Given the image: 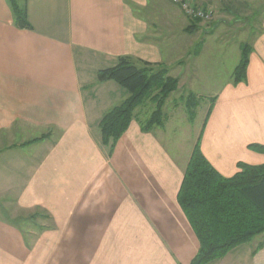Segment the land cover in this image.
Segmentation results:
<instances>
[{"label":"crops","instance_id":"obj_1","mask_svg":"<svg viewBox=\"0 0 264 264\" xmlns=\"http://www.w3.org/2000/svg\"><path fill=\"white\" fill-rule=\"evenodd\" d=\"M192 1L213 14L230 2ZM25 3L31 29L15 26L9 0H0V264H189L199 241L177 192L197 138L186 147L184 126L169 114L143 130L146 101L109 150L98 122L127 91L96 73L128 56L171 75L191 47L202 75L213 57L228 59L196 137L231 176L238 162H264L249 147L264 145V16L246 77L233 83L241 44L237 54L229 39L201 36L202 20L171 0ZM263 236L205 264H264Z\"/></svg>","mask_w":264,"mask_h":264},{"label":"trees","instance_id":"obj_2","mask_svg":"<svg viewBox=\"0 0 264 264\" xmlns=\"http://www.w3.org/2000/svg\"><path fill=\"white\" fill-rule=\"evenodd\" d=\"M9 3L15 26L31 29L25 0L23 4L16 0H9ZM250 50L249 44L240 45L239 60L231 73L233 83L245 79ZM139 62L120 56L115 65L97 70V81L114 80L127 91L126 97L110 107L98 122L101 143L109 150L127 129L135 108L146 101L154 107L141 121L142 129L150 130L163 124L166 114L162 106L178 86V78L169 75L167 68ZM184 100L192 120L197 98L189 92ZM214 100V97L210 98L205 120ZM200 139L201 134L193 145L177 192V202L199 241L198 250L189 264H205L256 235H264V162L257 165L238 162V170L233 175L223 176L201 152ZM249 147L264 153V145L250 144Z\"/></svg>","mask_w":264,"mask_h":264},{"label":"rangeland","instance_id":"obj_3","mask_svg":"<svg viewBox=\"0 0 264 264\" xmlns=\"http://www.w3.org/2000/svg\"><path fill=\"white\" fill-rule=\"evenodd\" d=\"M16 1L19 4H23L24 2V0ZM263 16L264 0H230L227 8H218L211 19L200 21L204 29H202L199 34L205 36L206 33L211 32L220 39L219 41L229 39L228 46L230 50L235 48L238 54L239 44L247 43L251 46L254 36L260 30ZM195 26L196 24L194 27ZM212 40L213 39H210V44L214 43ZM193 49L194 47L190 48V56L187 55L180 60L183 67L173 69L171 76L179 75L177 76L179 86L168 95L162 106L163 112L172 116L171 121H173L174 124L178 123L184 126L183 132L185 133L184 142L186 147H190L197 138L196 136L200 131L206 110L210 105L209 97L215 93V89L219 87L223 79L229 75L227 73L222 74L223 67L228 65V59L225 58L222 60L219 57L217 60L213 57L215 65L209 67L208 72H204L205 74L203 75L201 73L199 74L194 68L195 62L192 57L194 52ZM206 59L210 61V57ZM206 88H209V90ZM189 92H192L197 98L195 115L192 120L188 119L191 122H188L185 118V116L188 117V114L184 97ZM150 104L152 107L151 109H153L154 105L152 103ZM176 106H178V108H176ZM186 123H188V125H186ZM0 214L2 213L0 212ZM17 214L24 213L18 212Z\"/></svg>","mask_w":264,"mask_h":264},{"label":"built area","instance_id":"obj_4","mask_svg":"<svg viewBox=\"0 0 264 264\" xmlns=\"http://www.w3.org/2000/svg\"><path fill=\"white\" fill-rule=\"evenodd\" d=\"M179 5L182 12L191 18L200 20H209L213 17V11L210 8L200 6L192 0H171Z\"/></svg>","mask_w":264,"mask_h":264}]
</instances>
